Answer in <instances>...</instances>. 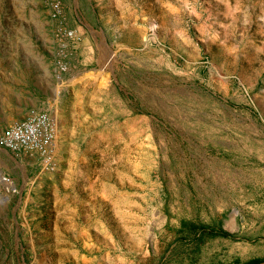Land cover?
I'll return each instance as SVG.
<instances>
[{"label":"rangeland","instance_id":"obj_1","mask_svg":"<svg viewBox=\"0 0 264 264\" xmlns=\"http://www.w3.org/2000/svg\"><path fill=\"white\" fill-rule=\"evenodd\" d=\"M31 112L52 141L0 148V264L264 250V0H0V136Z\"/></svg>","mask_w":264,"mask_h":264},{"label":"built area","instance_id":"obj_2","mask_svg":"<svg viewBox=\"0 0 264 264\" xmlns=\"http://www.w3.org/2000/svg\"><path fill=\"white\" fill-rule=\"evenodd\" d=\"M52 136L48 116L41 112H31L2 133L0 148L12 152L26 150L44 153L52 141Z\"/></svg>","mask_w":264,"mask_h":264},{"label":"crops","instance_id":"obj_3","mask_svg":"<svg viewBox=\"0 0 264 264\" xmlns=\"http://www.w3.org/2000/svg\"><path fill=\"white\" fill-rule=\"evenodd\" d=\"M69 219V218H66ZM69 223H73V221L69 222ZM229 224H226V226ZM242 227V226H241ZM83 229L79 228L78 232H81ZM238 230V228H237ZM234 230L235 233H240V230ZM225 231V230H224ZM226 232V231H225ZM232 232V233H234ZM255 234L254 235H250V236H245L244 238H241V241L243 242L242 245L244 246H248V240L250 239V243L251 245H255V244H264V222H259L258 226L256 227V229H254ZM227 234H229V232H226ZM231 233V235H232ZM202 233H196L195 237L196 238H200ZM235 235V234H233ZM229 237V236H228ZM211 238V235H210ZM240 239V238H239ZM24 250V249H23ZM23 250L21 249L20 252L23 253ZM35 250H40V249H34V253ZM249 250L250 249H246L244 251H242L241 253H234L233 254V264H264V250L261 251V253H257V254H253V255H248L249 254ZM254 251H256V249L251 250L250 253H253ZM38 253H42V254H46L45 251H38ZM37 255V254H36ZM46 255H49V253H47Z\"/></svg>","mask_w":264,"mask_h":264},{"label":"trees","instance_id":"obj_4","mask_svg":"<svg viewBox=\"0 0 264 264\" xmlns=\"http://www.w3.org/2000/svg\"><path fill=\"white\" fill-rule=\"evenodd\" d=\"M217 235H220V236H226V234L225 233H217ZM211 236H213V235H211Z\"/></svg>","mask_w":264,"mask_h":264}]
</instances>
